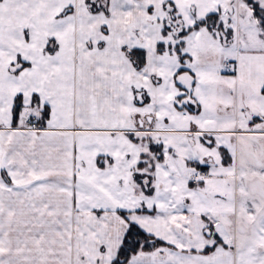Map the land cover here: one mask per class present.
<instances>
[{
    "label": "snow or ice",
    "instance_id": "1",
    "mask_svg": "<svg viewBox=\"0 0 264 264\" xmlns=\"http://www.w3.org/2000/svg\"><path fill=\"white\" fill-rule=\"evenodd\" d=\"M0 264H264V0H0Z\"/></svg>",
    "mask_w": 264,
    "mask_h": 264
}]
</instances>
